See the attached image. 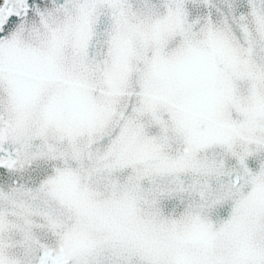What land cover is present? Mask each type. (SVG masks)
I'll return each mask as SVG.
<instances>
[{
  "label": "snow or ice",
  "instance_id": "obj_1",
  "mask_svg": "<svg viewBox=\"0 0 264 264\" xmlns=\"http://www.w3.org/2000/svg\"><path fill=\"white\" fill-rule=\"evenodd\" d=\"M0 264H264V0H0Z\"/></svg>",
  "mask_w": 264,
  "mask_h": 264
}]
</instances>
